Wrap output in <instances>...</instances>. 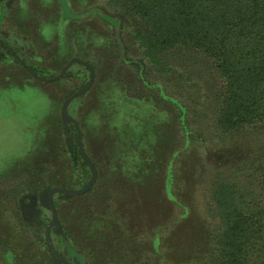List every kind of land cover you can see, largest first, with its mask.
Returning <instances> with one entry per match:
<instances>
[{
    "label": "rangeland",
    "instance_id": "rangeland-1",
    "mask_svg": "<svg viewBox=\"0 0 264 264\" xmlns=\"http://www.w3.org/2000/svg\"><path fill=\"white\" fill-rule=\"evenodd\" d=\"M217 87L107 0H0V264H215L208 189L252 150Z\"/></svg>",
    "mask_w": 264,
    "mask_h": 264
},
{
    "label": "trees",
    "instance_id": "trees-1",
    "mask_svg": "<svg viewBox=\"0 0 264 264\" xmlns=\"http://www.w3.org/2000/svg\"><path fill=\"white\" fill-rule=\"evenodd\" d=\"M148 62L218 76L211 129L247 139L245 160L208 189L215 264H264V0H107Z\"/></svg>",
    "mask_w": 264,
    "mask_h": 264
}]
</instances>
